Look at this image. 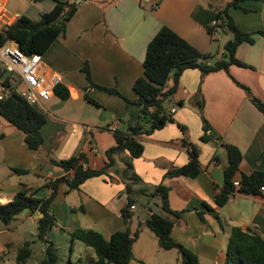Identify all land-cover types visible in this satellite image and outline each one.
<instances>
[{
    "label": "crops",
    "instance_id": "obj_1",
    "mask_svg": "<svg viewBox=\"0 0 264 264\" xmlns=\"http://www.w3.org/2000/svg\"><path fill=\"white\" fill-rule=\"evenodd\" d=\"M61 1H75L78 6L65 32L42 54V60L61 75L60 84L67 88L69 97L61 99L54 93L39 108L45 112L46 123L40 129L43 145L37 151L28 149L23 133L16 127L0 130L3 203L23 188L30 189L36 197L48 198L52 193L49 183L71 175L50 159L58 161L83 152L85 165L102 168L105 150L115 144L113 131L145 124L136 105L90 86L81 71L84 63L89 66L93 83L116 88L129 100H136L133 83L143 75L147 44L162 26L169 27L213 59L224 55V45L229 40L218 43L220 33L218 38H212L208 29L213 27L217 12L231 0ZM54 4L55 0H0V25L12 22L21 14L37 20ZM228 14L241 31L262 32L254 35L252 43L241 42L237 46L235 56L245 65L231 64L228 71L206 75L196 68L184 70L167 106L168 110L175 109L173 122L143 136L142 155L130 159L134 172L148 188L160 183L169 187L170 208L182 211L171 237L194 251L199 264H224L234 227L264 239L263 192L258 189L254 194H245L236 190L222 206L215 201L224 186V170L228 165L226 144L237 147L242 156L238 170L230 179L232 185L243 175L264 172V115L239 85L248 87L264 103V0H241L238 7L228 8ZM201 99L202 110L198 107ZM203 119L209 125L206 141L201 140ZM192 147L198 150V174L193 178H164L168 170L188 163ZM127 155L126 151L121 156ZM117 162L121 168L119 157ZM13 168L28 171L20 174ZM110 175V178L104 175L88 178L77 189H68L65 182L58 184L50 201L57 232L91 229L108 238L127 227L120 215L125 203L121 195L125 185L118 175ZM150 206L148 203L144 212L138 211L137 205L131 209V230L139 227L146 234L149 228L145 220L154 211ZM38 217L37 213L25 212L19 216L18 227L28 224L36 229ZM46 236V241H51ZM37 240L4 227L0 229V252L6 253L11 246L18 252L27 247L29 258L34 254ZM86 251L89 261L95 258L91 248L86 247ZM40 252L43 255L44 249Z\"/></svg>",
    "mask_w": 264,
    "mask_h": 264
},
{
    "label": "trees",
    "instance_id": "obj_2",
    "mask_svg": "<svg viewBox=\"0 0 264 264\" xmlns=\"http://www.w3.org/2000/svg\"><path fill=\"white\" fill-rule=\"evenodd\" d=\"M240 1L231 0L218 12L216 27L208 29L210 33L216 29L231 34V38L224 45V55L219 59H213L211 55L200 53L172 29L162 26L147 44L143 61V75L133 83V89L138 96L136 100H129L116 88L103 87L93 83L89 66L84 63L81 71L84 72L89 85L98 87L109 94L121 96L127 103L136 105L139 108L140 118L145 121V124L136 123L128 127L126 131L114 130L115 144L105 150L104 165L100 169H92L85 165L86 155L83 152L58 161L50 159L53 164L61 167L66 173H71L70 177L64 175L50 182L52 193L48 198L36 197L30 189L23 188L10 201L0 203L2 225L8 227L11 222L18 220L25 210L30 214L39 212L41 217L36 220L37 235L38 239L44 240L48 230L55 224L50 201L55 195L58 184L65 182L68 189H77L88 178L102 175L110 178L109 171L116 165L119 157L122 167L118 171V176L125 185L121 193L125 197V203L120 210V215L127 227L124 230L115 231L108 238L91 229H75L70 232L72 243L74 240H78L93 250L95 258L88 260L90 264H128L132 259V246L140 233L139 227L135 230H131L129 227L130 219L133 216L130 208L137 205V196L143 194L146 198L145 206L148 207L149 203L151 204L150 208H154V211L145 220V225L155 235L158 246L164 250L175 249L179 254L180 264H199L198 256L194 251L171 237L173 225L180 218L182 211L170 208L169 187L160 183L151 187L147 194L143 190H138L140 185L146 186V184L134 172L130 159L142 155L144 146L141 138L143 136L162 128L168 122H173V115L168 113L167 106L177 90L179 78L184 70L196 68L202 75H206L219 70L228 71L231 64L245 65L235 56L237 46L241 42L252 43L254 35L262 32H244L235 25L228 14V8L238 7ZM77 6L78 3L75 1L55 0L52 9L42 13L37 20L21 14L8 24L2 23L0 25V47L9 40H15L19 49L26 55L44 54L58 35L65 32L66 24L74 15ZM169 74H172L173 84L163 91L162 88ZM239 85L264 115V103L254 97L248 87ZM0 89L3 93V98L0 100V116L23 133V140L28 149L39 150L43 145L40 129L46 123L45 114L37 107L28 104L16 91V83L12 74L2 70H0ZM54 93L61 99L69 97L67 88L62 84L55 87ZM85 98L96 104L87 95ZM151 106L154 107L152 111L149 110ZM198 107L202 110V99L198 102ZM203 130L201 140L206 141L209 139V136L206 135L209 125L205 119H203ZM225 147L228 165L224 170V186L221 192L215 196V201L219 206L227 201L234 190L230 179L238 170L242 158L239 149L234 145L226 144ZM126 151L128 155L124 158L121 155ZM12 170L20 174H25L28 171L19 168ZM199 170L198 150L192 147L188 163L182 167L168 170L164 178L177 176L193 178ZM239 181L241 183L238 188L240 192L254 194L260 186L264 185V172L253 171L249 175H243ZM45 242L48 246L41 264H56L60 258L58 249L52 241ZM28 256L29 249L22 247L17 254L18 264H25ZM224 264H264V239L257 234L251 235L239 227H234L229 236Z\"/></svg>",
    "mask_w": 264,
    "mask_h": 264
},
{
    "label": "rangeland",
    "instance_id": "obj_3",
    "mask_svg": "<svg viewBox=\"0 0 264 264\" xmlns=\"http://www.w3.org/2000/svg\"><path fill=\"white\" fill-rule=\"evenodd\" d=\"M1 22V21H0ZM221 35V40L218 43H224L226 40L231 38L230 33H224L219 30ZM225 52V50H224ZM211 60V59H210ZM57 99L58 98H54ZM38 109L41 107H37ZM42 111V110H41ZM44 112V110L42 111ZM45 113V112H44ZM0 130H6L8 127H13L11 123L6 121L3 117L0 116ZM6 128H5V127ZM120 170V165L118 162L116 165L109 171V174H116L118 175V171ZM2 175V169L0 168V176ZM112 176V175H110ZM138 190H143L145 194L148 193L150 188L148 185H140ZM138 202V211L144 212V208L146 205V198L143 194L137 196ZM0 203L3 202L0 200ZM6 203V202H4ZM22 215V214H21ZM21 222L20 219L11 222L8 226L9 228L13 229L17 233H21L22 235L26 236L30 239H38L35 238L36 236L30 235L33 231H36L31 225L23 224L18 227V224ZM18 227V229H16ZM0 229H4V226L0 222ZM149 233V234H148ZM47 235L49 239L55 244L56 248L58 249L59 260L56 264H90L87 257L86 246L82 244L78 240H74L73 244L69 231L66 232H57L54 227L48 230ZM44 239V238H43ZM7 242V241H6ZM34 254L31 257L27 258V262L25 264H41L42 260L45 256V239L41 240L38 239L35 244ZM44 249V254L42 255L40 250ZM4 249V248H2ZM8 251L0 252V264H17V253L15 246H11V248H7ZM128 264H180L179 254L175 249L171 250H164L160 248L156 241L153 232L148 229L146 234L144 232H140L137 240L134 242L132 246V259Z\"/></svg>",
    "mask_w": 264,
    "mask_h": 264
},
{
    "label": "built area",
    "instance_id": "obj_4",
    "mask_svg": "<svg viewBox=\"0 0 264 264\" xmlns=\"http://www.w3.org/2000/svg\"><path fill=\"white\" fill-rule=\"evenodd\" d=\"M217 24L218 20L216 18L212 22V26L216 27ZM210 35L212 38H218L219 31L214 29ZM0 70L5 73L12 74L16 83V91L28 102V104L35 107H41L44 103H46L54 94L55 87L62 81L59 73L44 65L41 54H24L19 49L18 43L15 40H9L2 47H0ZM172 84L173 77L172 74H169L162 88L163 91H166L172 86ZM2 98L3 93H0V100ZM153 109L154 107H149L150 111ZM174 111L175 109L170 108L168 113L173 114ZM240 186V181L235 180L233 182L234 190L231 195L234 194ZM259 190L264 193V185L260 186ZM133 208L134 206H131L130 209ZM36 213L37 215H40L39 212ZM32 235L37 236V231H33ZM46 237L47 236L45 235V241ZM47 246L48 244L45 242V248H47ZM212 264L219 263L214 262Z\"/></svg>",
    "mask_w": 264,
    "mask_h": 264
},
{
    "label": "water",
    "instance_id": "obj_5",
    "mask_svg": "<svg viewBox=\"0 0 264 264\" xmlns=\"http://www.w3.org/2000/svg\"><path fill=\"white\" fill-rule=\"evenodd\" d=\"M87 162V160H85V163ZM24 212H27V210H25ZM41 217V215H39ZM250 232V231H249Z\"/></svg>",
    "mask_w": 264,
    "mask_h": 264
}]
</instances>
